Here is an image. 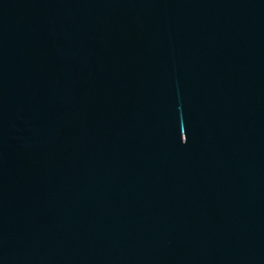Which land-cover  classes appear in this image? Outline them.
I'll return each mask as SVG.
<instances>
[{
    "label": "water",
    "instance_id": "1",
    "mask_svg": "<svg viewBox=\"0 0 264 264\" xmlns=\"http://www.w3.org/2000/svg\"><path fill=\"white\" fill-rule=\"evenodd\" d=\"M0 264H264V0H0Z\"/></svg>",
    "mask_w": 264,
    "mask_h": 264
}]
</instances>
